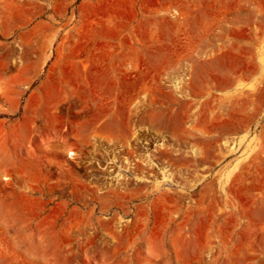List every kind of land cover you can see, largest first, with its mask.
Instances as JSON below:
<instances>
[{
    "label": "rangeland",
    "instance_id": "374dc122",
    "mask_svg": "<svg viewBox=\"0 0 264 264\" xmlns=\"http://www.w3.org/2000/svg\"><path fill=\"white\" fill-rule=\"evenodd\" d=\"M0 264H264V0H0Z\"/></svg>",
    "mask_w": 264,
    "mask_h": 264
},
{
    "label": "bare ground",
    "instance_id": "6f19581e",
    "mask_svg": "<svg viewBox=\"0 0 264 264\" xmlns=\"http://www.w3.org/2000/svg\"><path fill=\"white\" fill-rule=\"evenodd\" d=\"M114 125H117V124H115V123H113Z\"/></svg>",
    "mask_w": 264,
    "mask_h": 264
}]
</instances>
